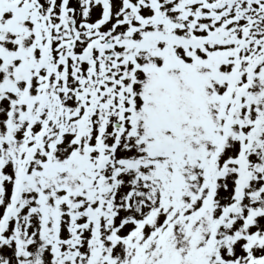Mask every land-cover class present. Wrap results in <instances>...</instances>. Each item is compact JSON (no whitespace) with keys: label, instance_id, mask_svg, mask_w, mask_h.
<instances>
[{"label":"snow or ice","instance_id":"6c2138e0","mask_svg":"<svg viewBox=\"0 0 264 264\" xmlns=\"http://www.w3.org/2000/svg\"><path fill=\"white\" fill-rule=\"evenodd\" d=\"M0 264H264V0H0Z\"/></svg>","mask_w":264,"mask_h":264}]
</instances>
